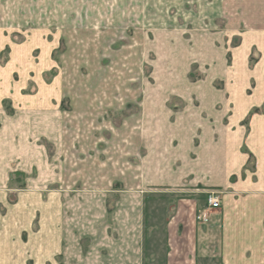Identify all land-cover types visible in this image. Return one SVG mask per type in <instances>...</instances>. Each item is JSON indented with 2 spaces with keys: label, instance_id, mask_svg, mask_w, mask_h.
I'll return each mask as SVG.
<instances>
[{
  "label": "rangeland",
  "instance_id": "1",
  "mask_svg": "<svg viewBox=\"0 0 264 264\" xmlns=\"http://www.w3.org/2000/svg\"><path fill=\"white\" fill-rule=\"evenodd\" d=\"M213 1L0 0V250L23 245L27 264H92L81 262L80 250H102L113 229L105 204L114 209L126 197L142 208L144 263H171L166 227L176 203L167 188L146 186V127L135 121L150 87L174 86L171 76L184 69L191 82L205 75L199 62L174 65L171 50L183 57L205 35L225 49L243 40L247 15L238 9L217 17L205 8ZM230 17L237 28L217 40ZM261 35L249 32L231 63L226 50L213 63L223 74L217 86L230 90L239 112L264 101ZM200 145L175 142L194 153ZM40 242L50 251L40 253Z\"/></svg>",
  "mask_w": 264,
  "mask_h": 264
},
{
  "label": "crops",
  "instance_id": "2",
  "mask_svg": "<svg viewBox=\"0 0 264 264\" xmlns=\"http://www.w3.org/2000/svg\"><path fill=\"white\" fill-rule=\"evenodd\" d=\"M262 1L214 0L212 7L205 8L217 17L224 13L236 14L238 9L247 15L241 43L225 49L217 47L205 35L194 47L184 49L183 57L174 56L173 49L167 59L174 65L184 60L190 68L192 62H199V69L205 75L198 81L189 80L191 85L182 88L180 82H189L184 69L171 76L174 86H152L146 90L141 107L143 116L135 121H138L135 127H146L141 133L143 146L146 150L148 147L143 162L145 184L167 188L176 203L167 220L165 254L172 260L171 263L167 260V264H264V110L253 112L264 101L257 106L246 105L239 112L230 90L217 86L216 81L223 74L216 72L213 64L219 56L223 59L226 51L228 61H234L237 55L234 51L244 44L248 33L264 31ZM230 19L229 25L221 27L224 32L217 33V40L237 28V17ZM208 64L211 69L202 68ZM172 113L178 118L175 121ZM130 123V120L124 122ZM162 127H167V132H161ZM176 141L189 144L198 141L201 145L198 151L193 147L194 153L189 146V151L178 149ZM208 189L220 193V208H212L208 198L201 195ZM180 190L186 194L175 195ZM117 202L114 209L105 204V221L113 229L105 232L102 250L99 253L92 249L86 253L80 250L84 259L81 262L145 264L148 248L142 233V208L140 211L138 203L126 197ZM94 216L92 211L87 213L90 220ZM117 224L126 229L121 231ZM85 237L91 238L94 244L95 235ZM10 247L0 250V264H27L29 254L22 252L24 246H17L19 251L15 244ZM38 251L46 254L50 249L40 242Z\"/></svg>",
  "mask_w": 264,
  "mask_h": 264
},
{
  "label": "built area",
  "instance_id": "3",
  "mask_svg": "<svg viewBox=\"0 0 264 264\" xmlns=\"http://www.w3.org/2000/svg\"><path fill=\"white\" fill-rule=\"evenodd\" d=\"M208 202L212 208H220L221 207V197L218 194L217 195L215 193L209 194Z\"/></svg>",
  "mask_w": 264,
  "mask_h": 264
},
{
  "label": "trees",
  "instance_id": "4",
  "mask_svg": "<svg viewBox=\"0 0 264 264\" xmlns=\"http://www.w3.org/2000/svg\"><path fill=\"white\" fill-rule=\"evenodd\" d=\"M258 111V109L256 110V112Z\"/></svg>",
  "mask_w": 264,
  "mask_h": 264
}]
</instances>
